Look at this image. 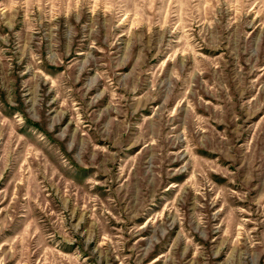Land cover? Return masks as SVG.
Returning <instances> with one entry per match:
<instances>
[{
  "label": "rangeland",
  "instance_id": "1",
  "mask_svg": "<svg viewBox=\"0 0 264 264\" xmlns=\"http://www.w3.org/2000/svg\"><path fill=\"white\" fill-rule=\"evenodd\" d=\"M0 264H264V0H0Z\"/></svg>",
  "mask_w": 264,
  "mask_h": 264
}]
</instances>
